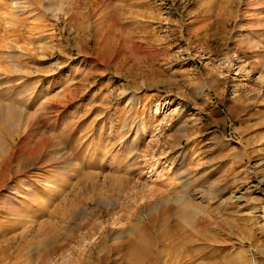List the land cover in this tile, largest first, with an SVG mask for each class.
Listing matches in <instances>:
<instances>
[{
	"label": "rangeland",
	"instance_id": "1",
	"mask_svg": "<svg viewBox=\"0 0 264 264\" xmlns=\"http://www.w3.org/2000/svg\"><path fill=\"white\" fill-rule=\"evenodd\" d=\"M178 222L264 264V0H0V264H172Z\"/></svg>",
	"mask_w": 264,
	"mask_h": 264
},
{
	"label": "bare ground",
	"instance_id": "2",
	"mask_svg": "<svg viewBox=\"0 0 264 264\" xmlns=\"http://www.w3.org/2000/svg\"><path fill=\"white\" fill-rule=\"evenodd\" d=\"M193 232L186 224L183 225L180 222L171 228V233L168 237L170 242L168 252L172 264H195L197 260V263H199V260L203 259L200 255L199 246L204 245L201 243L205 239ZM217 260H211L209 264H224Z\"/></svg>",
	"mask_w": 264,
	"mask_h": 264
}]
</instances>
